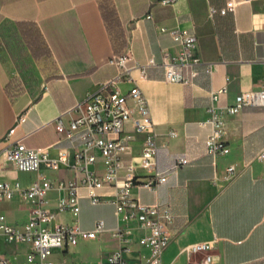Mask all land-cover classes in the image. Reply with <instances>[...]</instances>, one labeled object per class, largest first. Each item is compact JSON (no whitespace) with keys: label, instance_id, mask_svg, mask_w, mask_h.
Listing matches in <instances>:
<instances>
[{"label":"crops","instance_id":"obj_1","mask_svg":"<svg viewBox=\"0 0 264 264\" xmlns=\"http://www.w3.org/2000/svg\"><path fill=\"white\" fill-rule=\"evenodd\" d=\"M225 1L176 0L162 5L159 0H0V152L21 140L51 157L64 149L72 163L81 141L77 135L66 138L59 132L57 119L69 128L74 113L67 111L116 72L109 63L112 56L129 51L130 64L145 65L146 76L138 85L159 135L154 169L167 175L156 191L134 186L132 195L144 204H167L174 215L162 264H203V252L188 256L182 249L213 239L212 264H264V159H258L264 150V105H244L223 115L226 154L213 157L207 152L205 139L211 126L201 124L211 104L220 112L234 105L241 93L264 84V0L240 3L225 15L209 14L210 5L222 7ZM107 7L114 9V20L105 16ZM114 21L126 41L120 52L112 45ZM162 26L196 35L203 63L196 66L192 83L165 80L162 52L174 54L179 47L168 31H160ZM207 64L212 65L211 73L205 70ZM131 73L138 77L137 69ZM130 86L121 84L124 95ZM223 87L225 91L213 101L212 93ZM127 101L132 105L131 99ZM170 130L176 135L168 134ZM123 136L132 139L128 158H135L143 135L127 121ZM180 157L189 162L175 167ZM230 165L234 170L227 178ZM91 167L101 169L99 155ZM41 170L54 178L73 176L68 167L48 171L41 165ZM20 172L8 166L1 178L27 188L34 173L21 177ZM136 173L144 172L137 168ZM80 193L79 226L91 230L103 220L106 230L52 254L66 263L95 264L119 247L109 233L116 225L113 188L98 190L100 202L112 207V215L93 219L85 211L89 200L85 188ZM56 197L55 191L48 193L52 206ZM30 208L20 193L0 203V210L16 225L27 220ZM66 214L56 222L66 223ZM17 244L5 242L1 234L0 255L22 262L31 247L25 243L16 249ZM147 254L136 239L122 251L124 264H146Z\"/></svg>","mask_w":264,"mask_h":264},{"label":"built area","instance_id":"obj_2","mask_svg":"<svg viewBox=\"0 0 264 264\" xmlns=\"http://www.w3.org/2000/svg\"><path fill=\"white\" fill-rule=\"evenodd\" d=\"M162 5H171L176 0H159ZM250 0H226L222 7L210 5L209 14L225 15L234 12L238 4ZM179 49L174 54L162 52L164 78L171 82L183 84L192 83L198 71L196 66L203 63L198 50L196 35L187 29H167ZM129 51L112 56L109 63L116 72L101 87L77 101L67 112L74 113L66 128L60 118L56 128L64 133L66 138L77 135L81 146L74 148V161L71 163L64 149H60L54 157L41 149L26 146L21 140L15 141L0 152V203L10 201L16 193H20L31 206L27 220L21 225L8 221L7 216L0 210V233L7 243H27L30 250L25 259L17 264H83L79 262L66 263L63 260L51 258L52 249H64L75 245L79 240L95 239L105 229L103 220H97L93 229L84 230L76 221L80 212V189L85 188L86 196L92 204L103 200L98 190L103 187L113 188V204L116 225L109 230L112 238L119 242V247L113 250L104 260L95 264H124L122 251L129 249L135 241L148 249L146 264H162V253L169 243V225L174 215L169 205L161 203L144 204L133 197L132 188L141 186L156 191L163 183L166 173L154 169L158 149V133L150 114L147 99L138 85V80L146 76L145 65L130 64ZM148 63L152 64L150 58ZM137 69L138 77L131 73ZM206 72L211 73L212 65L207 64ZM131 84L127 95L121 91V84ZM225 88L212 93V100L218 99V94ZM127 98L131 99V104ZM244 105H264V84L258 90L241 93L234 105L226 106L220 112L215 111L213 104L208 108L207 118L201 124H210L211 132L205 139L206 150L213 157L229 152L228 146L221 139L224 125L223 115L233 114ZM137 111L138 115H134ZM23 118L20 117V120ZM131 122L135 133L142 134V147L135 158L131 154V141L123 136L124 125ZM176 135L174 130L168 132ZM97 152V153H96ZM100 156L101 169L96 165ZM258 159H264V150L258 154ZM186 157L177 159L175 167L188 163ZM41 165L48 171H58L62 167L71 169L70 179L54 178L41 170ZM12 166L18 171H29L34 177L27 188L22 189L19 183L1 178L6 167ZM143 170L142 175L136 169ZM234 166L227 167V178L233 174ZM55 191L57 197L52 206L48 193ZM69 213L74 219L70 224L56 222L58 216ZM47 224L48 227H45ZM140 235L136 236V233ZM214 241L190 243L183 247L188 256L203 252V264H212ZM0 264H16L5 256L0 255Z\"/></svg>","mask_w":264,"mask_h":264},{"label":"rangeland","instance_id":"obj_3","mask_svg":"<svg viewBox=\"0 0 264 264\" xmlns=\"http://www.w3.org/2000/svg\"><path fill=\"white\" fill-rule=\"evenodd\" d=\"M20 173H21L20 174L21 177L22 176L27 177V176L30 175V173H33V172L21 171ZM85 211L87 213V216H89L91 219L98 218V217H104V216H111L112 215V207L110 205L102 204V202H100V201L98 203H96V204H92L90 202V200H87L86 205H85ZM63 219H64V221L67 224L71 223V217H70L69 214L63 215ZM44 226L48 227L47 224H44ZM0 235H1V233H0ZM15 246H16V249H19V248L22 249L25 246V243H18ZM56 249H58V248L52 249V252L54 253V251ZM51 258L55 259V255L52 254Z\"/></svg>","mask_w":264,"mask_h":264},{"label":"trees","instance_id":"obj_4","mask_svg":"<svg viewBox=\"0 0 264 264\" xmlns=\"http://www.w3.org/2000/svg\"><path fill=\"white\" fill-rule=\"evenodd\" d=\"M104 14L106 17L114 20V9L112 7H107ZM112 25L114 28H116L112 36V45L115 52H120L124 49L126 44L124 34L115 21L112 23Z\"/></svg>","mask_w":264,"mask_h":264}]
</instances>
